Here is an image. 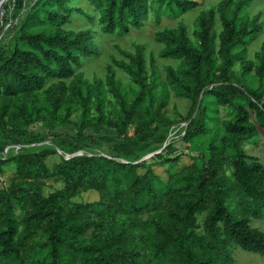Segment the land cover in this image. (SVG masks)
Segmentation results:
<instances>
[{
    "label": "trees",
    "instance_id": "16d2710c",
    "mask_svg": "<svg viewBox=\"0 0 264 264\" xmlns=\"http://www.w3.org/2000/svg\"><path fill=\"white\" fill-rule=\"evenodd\" d=\"M90 1L99 10L100 29L106 34L128 32L130 25L138 26L147 6L145 0ZM251 1L227 0L216 9L201 10L193 30L194 41L183 22L176 29L156 32L155 40L163 43L159 56L179 60L175 67H165L163 82L157 81L153 55L150 56L153 71L148 75L142 44H136L133 53L123 52L128 63L112 59L106 66V84L119 105L121 119L105 118L102 99L97 97L96 126H107L124 134L131 124L138 130L139 123L167 121L166 106L169 90L173 88L177 96L191 100L189 116L184 120L191 118L196 108L200 111V121L195 120L191 136L208 134L207 157H202L200 167L192 164L185 170L182 185L167 194L164 215L152 219L155 227L152 258L156 264H232L233 259L226 252L229 242L264 255V232L251 226L245 211L237 214L226 202L230 193L237 190L250 199L249 211L254 217L264 210V165L243 148V142L257 130L250 109L255 111L256 120L264 129V40L254 53L258 60L255 64L247 59V45L256 38L260 23L240 15ZM66 2L35 0L14 35L12 51L0 56V126L27 114V102L16 104L15 97L33 95L47 78L73 75L82 59L97 51L90 29L75 31L63 27L69 22L72 9L83 12L79 7H68ZM197 5L196 0H157L154 12L159 19L164 6L176 16ZM216 12L221 23L218 33L214 28ZM236 61L243 78L254 70L258 88L232 82ZM112 64L131 74L138 85L131 101L121 94ZM86 88L85 100L89 101L91 85L87 83ZM65 92L63 85L53 90V111L63 104ZM30 101L36 104L34 96ZM218 106L232 107V116L221 119ZM191 123L190 120L187 126ZM72 161L61 158L63 167L75 174L78 181L101 194L107 180H117L119 172L124 171L133 191L135 201L131 205L136 212L142 209L136 200L153 193L151 169L139 174L140 163L127 166L126 162L103 156L85 157L77 164ZM226 165L231 168L230 175L224 171ZM18 168L26 169V165L21 162ZM66 186L69 188L68 183ZM40 187L41 184L31 182L12 184L0 191V257H13L23 264L22 248L41 228L46 235L41 245L49 248L52 264H112L118 255L112 249V240L101 241L99 235L82 236L99 226L94 219L82 217L89 204L74 203L66 208L58 203L63 190L44 196ZM16 202L23 209L20 219L15 216ZM205 211L203 232H198V214Z\"/></svg>",
    "mask_w": 264,
    "mask_h": 264
},
{
    "label": "rangeland",
    "instance_id": "374dc122",
    "mask_svg": "<svg viewBox=\"0 0 264 264\" xmlns=\"http://www.w3.org/2000/svg\"><path fill=\"white\" fill-rule=\"evenodd\" d=\"M34 1L6 0L0 4V56H6L12 51L14 35ZM145 1L146 10L138 26L130 25L128 32L106 34L100 29L99 10L90 0H67L68 7H79L83 12L72 9L69 12L70 20L63 27L75 31L90 29L97 51L85 56L73 75L47 78L43 87L34 91L33 95L15 97L16 104L27 102V114L0 126V191L12 184L36 182L41 184L40 192L44 196L63 190L58 203L66 208L74 203L89 204L82 217L94 219L99 226L90 228L82 236L89 238L99 235L101 241L112 240V249L118 254L112 264H156L152 258L155 247L152 219L164 215L168 206L167 194L182 185L185 170L192 164L200 167L203 158L207 157L208 134L204 137L191 136L195 120L200 121V111L196 108L191 118L184 120L189 116L191 100L177 96L173 88L169 90L166 106L167 121L139 123L138 130L131 124L124 134L107 126H96L97 97L102 99L105 118L121 119L119 105L106 84V66L112 63V59L128 63L123 52L133 53L134 46L142 44L148 75L153 71L150 65V56L153 55L157 81L163 82L165 67H175L179 60L159 56L163 43L155 40V33L176 29L183 22L188 36L194 41L193 30L199 12L209 7L216 9L227 0H196L197 7L176 16L164 9V6L160 10L159 19L154 12L157 0ZM240 15L260 23L256 38L247 45V59L257 64L254 53L264 40V0H252L243 7ZM214 28L216 33L221 29L218 12ZM112 67L121 94L127 101H131L138 85L131 74L114 64ZM232 70L235 74L233 83L243 84L250 89L258 88L259 80L254 70L243 78L238 61ZM87 83L91 85L89 101L85 100ZM60 85L66 87L64 101L57 111H53L52 92ZM32 96L36 99L35 105L31 104ZM217 110L221 119L230 118L234 112L229 106H218ZM250 114L257 130L243 142V148L264 165V129L259 126L253 109H250ZM190 120L191 126H187ZM98 156L126 162L127 166L140 163L137 167L139 174L147 168L151 169L153 193L136 200L142 206L140 212H136L131 205L135 198L130 181L124 177V171L119 172L115 181L109 178L101 194L87 183L78 181L76 175L63 167L61 162V158L73 159L72 162L77 164L82 158ZM21 162L26 165V169L18 168ZM224 171L231 174V168L227 165ZM182 198L179 197L180 200ZM226 202L237 214L245 211L251 226L264 232V210L260 216L254 217L249 211L251 203L248 197L233 190ZM22 212L21 204L16 202L17 219H20ZM205 213L198 214V232H203ZM45 240L46 235L39 228L34 238L22 248L23 264L53 263L49 248L41 245ZM226 252L232 257V264H264V255L245 251L232 242L228 243ZM0 264H18V261L13 257H0Z\"/></svg>",
    "mask_w": 264,
    "mask_h": 264
},
{
    "label": "water",
    "instance_id": "95a60500",
    "mask_svg": "<svg viewBox=\"0 0 264 264\" xmlns=\"http://www.w3.org/2000/svg\"><path fill=\"white\" fill-rule=\"evenodd\" d=\"M6 0H0V4H2L3 2H5Z\"/></svg>",
    "mask_w": 264,
    "mask_h": 264
}]
</instances>
